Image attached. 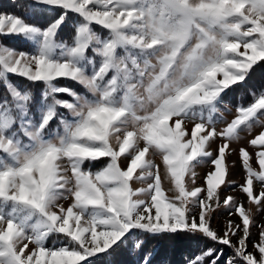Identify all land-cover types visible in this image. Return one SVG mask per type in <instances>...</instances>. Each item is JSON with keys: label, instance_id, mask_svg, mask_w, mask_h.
<instances>
[{"label": "snow or ice", "instance_id": "snow-or-ice-1", "mask_svg": "<svg viewBox=\"0 0 264 264\" xmlns=\"http://www.w3.org/2000/svg\"><path fill=\"white\" fill-rule=\"evenodd\" d=\"M17 6L23 15L0 12V36L29 49L0 43V264H115L118 252L155 264L149 244L161 239L196 246L183 264H264L251 207H264V130L253 135L264 79L250 83L264 63V0ZM236 88L252 102L229 120L221 107L231 112ZM236 153L242 183L230 179Z\"/></svg>", "mask_w": 264, "mask_h": 264}, {"label": "trees", "instance_id": "trees-1", "mask_svg": "<svg viewBox=\"0 0 264 264\" xmlns=\"http://www.w3.org/2000/svg\"><path fill=\"white\" fill-rule=\"evenodd\" d=\"M22 0H0V12L2 13H14L23 15L22 10L17 6L21 3ZM0 43L15 48L17 50H29L28 47L21 46L20 44L14 42L8 36H0ZM13 80L17 78L15 76L12 77ZM262 79H264V63L259 66H255L252 73V81L250 83H259ZM20 83H27L26 81H18ZM61 86L73 87L79 90V86L71 81L61 80ZM38 88L42 89L43 85H37ZM235 87V86H234ZM252 100V97L248 94V89L246 88H236L235 91L229 92L228 96L225 98V103L230 104L232 106H237L239 103L248 104ZM204 245H210L217 248H223L224 256L228 255V246L211 244L210 241H203L200 247ZM158 247L159 251L155 254L154 260L155 264H183V261L189 258L190 253L196 251L195 245H187V244H177L175 241L161 239L160 241H152L149 244V248ZM98 256H103V254L98 253ZM138 254L133 256H127L123 253L114 254L111 259L115 262V264H128L129 261L138 259ZM94 259V258H89Z\"/></svg>", "mask_w": 264, "mask_h": 264}, {"label": "rangeland", "instance_id": "rangeland-1", "mask_svg": "<svg viewBox=\"0 0 264 264\" xmlns=\"http://www.w3.org/2000/svg\"><path fill=\"white\" fill-rule=\"evenodd\" d=\"M62 98H66V97H62ZM250 102H252V100ZM225 104L227 105L228 108L231 109V112L225 111L224 107H221V113H223V115L227 119L230 120V119L233 118V115L235 113V110H236L237 106H232V105L227 104V103H225ZM261 119L264 120V117H261ZM218 127H223V124L222 123L218 124ZM261 130H264V129H262L260 126L254 125V127H253V135L258 134ZM242 135L245 136L247 139H251L252 138L251 136H248L247 132L242 133ZM247 139L242 140L239 143L241 145L246 144L247 143ZM231 146L232 147H238V145L236 143H233ZM212 147L215 148L216 145L213 144ZM253 151H254L253 148H249V152L250 153L253 152ZM227 163L230 165V179L233 180V181H236L237 183H242L244 181L246 173H245V170L243 169L242 162H241V159L239 157V154L236 153V154H233L232 156L228 157L227 158ZM253 166L257 167L255 162H253ZM210 167H211L210 165H203V166L199 167L197 169V171L201 174V177H203L206 174V172L208 170H210ZM200 182L202 183L203 180L201 179ZM257 187H258V182L254 183V190ZM226 191L228 193H230V194H233V195L237 196L241 201H243L245 203L246 208L249 206V203H248V201L246 199V194L240 193L238 188L229 187ZM61 202L65 203L64 201H61ZM251 207H252V212H253V216H254V219H255L256 223L257 224H264V207L257 208V206H255V205H251ZM227 215H228L227 212H224L223 214H219L218 213L216 218L213 221V226L218 227V228H222L223 227V223L222 222H223L224 218L227 217ZM235 219L237 220V222H239L238 216L235 217ZM252 233H253V235H252L251 239L253 241H257L259 239L257 228H255V227L252 228ZM231 255H232V251L229 248L227 256H231Z\"/></svg>", "mask_w": 264, "mask_h": 264}]
</instances>
